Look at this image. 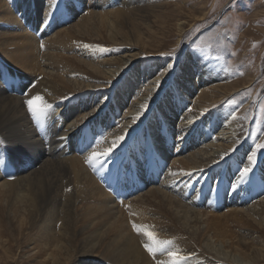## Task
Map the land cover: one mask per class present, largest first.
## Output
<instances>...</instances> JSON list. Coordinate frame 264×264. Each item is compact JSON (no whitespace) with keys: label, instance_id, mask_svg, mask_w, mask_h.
<instances>
[{"label":"bare ground","instance_id":"1","mask_svg":"<svg viewBox=\"0 0 264 264\" xmlns=\"http://www.w3.org/2000/svg\"><path fill=\"white\" fill-rule=\"evenodd\" d=\"M46 2L0 0V73L8 81L0 83V152L8 158L0 167V264H172L169 252L184 264H264V159L233 190L251 154L248 129L227 107L211 108L240 86L222 84L219 68L186 53L193 71L177 82L180 66L154 92L146 69L165 62L144 57L139 27L150 31L161 0H79L75 11L42 24ZM183 20H175L179 34ZM37 95L54 105L43 137L24 104ZM164 96L170 102L161 104ZM85 125L103 135L97 154L128 133L115 150L122 171L136 168L144 137L160 166L112 184L85 163L92 152H82ZM145 232L171 243L149 255Z\"/></svg>","mask_w":264,"mask_h":264},{"label":"rangeland","instance_id":"2","mask_svg":"<svg viewBox=\"0 0 264 264\" xmlns=\"http://www.w3.org/2000/svg\"><path fill=\"white\" fill-rule=\"evenodd\" d=\"M160 3V13L155 18L149 15L146 21L150 31L144 25L139 27L140 34H144L142 54L161 58L165 65L174 63L175 69L184 67L177 77L180 82L187 78L186 72L193 71L192 62L185 54L194 50L199 62H207L212 71L214 67L220 69L224 77L222 84L237 83L238 91L224 95L211 108L227 107L232 120H242L248 129L245 140L250 152L256 150L257 145L264 144V0H161ZM175 20H183L181 34L176 32ZM173 50H179L178 60L172 58ZM135 72L138 75L139 70ZM247 84L249 87L244 88ZM29 124L35 134L44 136L47 126L42 133L31 116ZM262 153L264 150L257 151V164L264 159ZM232 261L241 262L237 258Z\"/></svg>","mask_w":264,"mask_h":264},{"label":"snow or ice","instance_id":"3","mask_svg":"<svg viewBox=\"0 0 264 264\" xmlns=\"http://www.w3.org/2000/svg\"><path fill=\"white\" fill-rule=\"evenodd\" d=\"M78 2L79 0H50V2H46V6L43 9L44 15L41 23H51V20L54 19L57 14L61 16L65 15L66 13L70 14L71 12L75 11L76 4ZM85 47L87 48L89 46L85 45ZM41 48H43L42 44ZM99 51L103 52L105 49L100 48ZM191 57L195 58L196 62L199 63L200 57L196 55L194 50H191ZM172 58L178 60L179 50H173ZM175 67L176 65L174 63L169 62L162 68H157L155 70L146 69V71H151L152 76L155 78V93L158 94L161 91V84L163 82L162 77L165 75H170ZM7 82V78L4 77L2 73H0V83L7 84ZM109 84L111 86V82H109ZM22 94L25 96L28 95L27 92ZM158 98L161 104L170 102V97L168 96ZM64 99H68V97H65ZM36 101H41V103L37 106ZM151 102H153L152 98H150L148 102L141 104L140 111L132 118L133 124L141 120V117H143L149 110ZM24 104L35 126L38 128V130L44 132L46 122L54 112V105L44 101L42 97L38 95L32 97L31 99H25ZM90 107L94 111H99L95 102ZM188 111H191V109H188ZM162 130L163 129H161V131ZM181 131L183 132V129ZM127 136V132L124 135L117 136L116 139L112 141L111 147L105 150L102 154H97L94 145H99L102 142L103 135H100L98 138L97 136L92 135L91 129L88 127V125H85V127L81 129L80 139L83 145L82 152L88 151L89 148L92 149L91 154L87 155L85 159L86 165H88L93 171H96L97 166H99L102 170V173L107 174L105 177L106 180H111L112 184H115L116 186H120L122 183L127 184L129 181L139 178L142 174L154 171L160 166V154L155 146V143L152 141L151 137H144L138 160L134 161L136 168L133 169L131 166H128L122 171L120 163L117 162L119 157L115 150L122 145V142L127 140ZM178 138L183 139L184 137L180 135ZM59 139L63 141L66 140L67 137H59ZM235 150L236 149H233V151ZM259 150H264V144L257 145L256 150H252L251 154L247 156V166L242 168L238 166V178L236 179L235 183L231 184V188L233 190H236L241 183H244L246 180H248L250 174L254 171L257 151ZM225 155L228 154L221 156L222 161L224 160ZM6 166H8V158L3 152H0V167ZM188 175H191V173H188ZM112 184L109 186L111 187ZM66 191H71V189H66ZM132 228L134 231H140V229H138L135 224L132 225ZM144 234L147 235L150 240H153L151 233L145 232ZM170 243V241L153 240V245H145V249L149 255L154 256L158 251L161 250L160 247L155 245H167ZM168 255L172 258V264H184L185 262V258L179 256L178 252H169Z\"/></svg>","mask_w":264,"mask_h":264}]
</instances>
